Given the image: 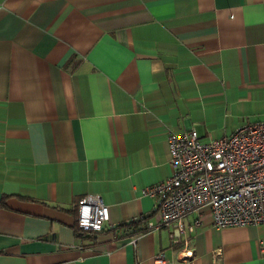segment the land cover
<instances>
[{"label":"crops","instance_id":"1","mask_svg":"<svg viewBox=\"0 0 264 264\" xmlns=\"http://www.w3.org/2000/svg\"><path fill=\"white\" fill-rule=\"evenodd\" d=\"M264 121V0H0V264H264V223L157 220L166 132ZM97 194L100 232L74 201ZM194 214L184 220L191 223Z\"/></svg>","mask_w":264,"mask_h":264},{"label":"built area","instance_id":"2","mask_svg":"<svg viewBox=\"0 0 264 264\" xmlns=\"http://www.w3.org/2000/svg\"><path fill=\"white\" fill-rule=\"evenodd\" d=\"M170 173L141 188L155 201L157 220L146 229L168 227L176 241L185 230L200 226L202 209L214 228L264 223V121L249 122L229 135L201 139L194 129L166 132ZM74 223L97 232L108 220L107 206L97 194H84L73 203ZM193 213L191 223L183 220ZM153 264H166L162 252Z\"/></svg>","mask_w":264,"mask_h":264},{"label":"trees","instance_id":"3","mask_svg":"<svg viewBox=\"0 0 264 264\" xmlns=\"http://www.w3.org/2000/svg\"><path fill=\"white\" fill-rule=\"evenodd\" d=\"M147 218H148L147 215L140 216L139 218L133 219L127 223H120L119 225L116 226V228H119V227L127 228V229H129V232L132 235L133 234L135 235V234L144 232L146 230L145 223H146ZM74 230H75L76 234L80 237H81V235H83L86 232H88V234H91L93 236L97 233V232H92V231H82L81 229L77 228L76 226H74ZM100 231H98V232H100Z\"/></svg>","mask_w":264,"mask_h":264}]
</instances>
